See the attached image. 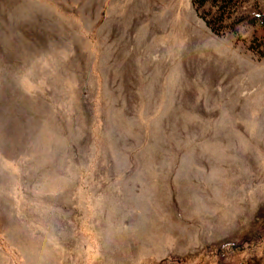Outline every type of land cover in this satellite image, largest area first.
Masks as SVG:
<instances>
[{"label":"rangeland","instance_id":"374dc122","mask_svg":"<svg viewBox=\"0 0 264 264\" xmlns=\"http://www.w3.org/2000/svg\"><path fill=\"white\" fill-rule=\"evenodd\" d=\"M218 6L0 0V264H264V0Z\"/></svg>","mask_w":264,"mask_h":264},{"label":"trees","instance_id":"16d2710c","mask_svg":"<svg viewBox=\"0 0 264 264\" xmlns=\"http://www.w3.org/2000/svg\"><path fill=\"white\" fill-rule=\"evenodd\" d=\"M192 3L194 5H196V7H202L204 6L206 3H210L211 5L214 6H218L221 12V7L226 5V7L228 5H234L235 4V0H192ZM223 13V12H221ZM206 26L213 32L216 33L215 28L213 27V24H211L210 21H206L205 19H203Z\"/></svg>","mask_w":264,"mask_h":264}]
</instances>
